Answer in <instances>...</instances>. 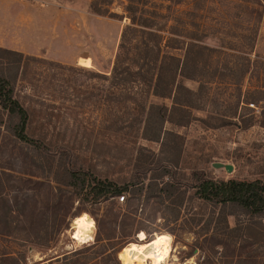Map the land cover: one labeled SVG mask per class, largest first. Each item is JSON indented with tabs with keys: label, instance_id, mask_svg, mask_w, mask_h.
<instances>
[{
	"label": "rangeland",
	"instance_id": "1",
	"mask_svg": "<svg viewBox=\"0 0 264 264\" xmlns=\"http://www.w3.org/2000/svg\"><path fill=\"white\" fill-rule=\"evenodd\" d=\"M89 1L0 0L4 10L0 44L41 60L3 61L0 69L13 77L15 97L33 109L36 132L51 140L40 149L0 125V264H155L152 251L145 261L136 262L129 248L144 236L149 240L163 234L168 240L158 264H264V244L224 238L215 227L218 207L194 197L191 187L177 208L144 191L119 194L125 196L123 202L110 196L95 203L54 181L49 166L61 149L85 166L113 171L109 175L113 178L133 174V159L127 165V157H110L121 144L125 151L120 156L135 157L134 139L160 155L159 142L104 127L115 116H126L127 108L135 110L133 102L124 106L90 95L103 84L113 91L109 82L49 63L98 72L110 65L121 30L129 23L124 1L111 6L119 17L89 12ZM153 1L174 24L176 37L184 41L178 46L185 49L186 44L196 43L202 49L197 58L205 63L201 90L197 81L178 77L179 83L197 93L189 109L191 121L183 127L164 124V130L174 129L183 136L177 178L186 183L196 171L224 180L264 176L260 124L264 120V0ZM163 49L162 44L159 55ZM148 103L170 106L171 100L150 95ZM209 117L236 124L217 126ZM240 118H252V124L240 127ZM93 141L112 148L94 149ZM213 162L231 164L233 169L215 168ZM227 211L235 213L228 216L230 226L246 218L232 207ZM81 217L87 229L83 242L75 234Z\"/></svg>",
	"mask_w": 264,
	"mask_h": 264
},
{
	"label": "trees",
	"instance_id": "2",
	"mask_svg": "<svg viewBox=\"0 0 264 264\" xmlns=\"http://www.w3.org/2000/svg\"><path fill=\"white\" fill-rule=\"evenodd\" d=\"M120 1H124L123 11L129 23L121 30L114 58L109 66L98 72L54 61L49 63L57 69L82 73L90 79L96 78L98 82H109L113 91H107L103 84L90 95L95 96V99L121 102L124 106L133 102L135 110L133 112L127 108L126 116H115L106 121L104 127L115 133L159 142L160 155L137 144L134 139L132 144L136 145L135 157L120 156L125 151L124 144H121L117 146V154L113 153L110 157H127V165L133 159V174L129 177L119 174L113 178L109 176L113 171L103 172L94 164L85 166L77 156L61 149L49 166L54 181L95 203L110 196L118 197L123 192L137 195L144 191L148 196H158L177 208L183 205L191 187L194 197L218 207L214 218L215 227L224 238L231 241L242 240L249 244H264V176L250 180H224L212 179L203 171H196L186 183L176 176L182 167L183 136L174 129L164 130V124L183 127L191 121L189 109L193 107V98L197 93L179 83L178 77L197 81L198 90H201L205 63L197 55L202 53V49L196 43L186 44L185 49L178 46L183 40L176 37L174 24H169L168 16L155 8L158 2L153 0H90L88 9L97 15L119 17L117 12L111 11V6ZM164 7L166 9L168 6ZM162 44L164 49L159 55ZM172 51L179 53L174 54ZM24 58L41 61L36 56L0 47V64L3 61L6 64L12 61L20 63ZM1 70L0 125H4L16 138L37 148L48 146L47 143H51V140L47 139L46 134L41 136V132H36L33 109L23 106L15 97L13 77L5 76ZM70 79L69 81L78 82L76 78ZM150 95L168 98L171 105L148 103ZM209 118L216 121L217 126L236 124L234 120L226 118ZM207 123L211 124L209 121ZM251 124L252 118H240L238 125L248 127ZM260 124L264 127V120ZM91 147L112 148L97 141H93ZM228 207L238 210L246 218L237 219L235 225L230 226L228 216H235V213L227 211ZM90 224L95 228L94 221ZM218 225L220 228H217ZM142 235L144 236L143 233ZM147 241L144 236L138 243L130 246L129 253H135Z\"/></svg>",
	"mask_w": 264,
	"mask_h": 264
},
{
	"label": "bare ground",
	"instance_id": "3",
	"mask_svg": "<svg viewBox=\"0 0 264 264\" xmlns=\"http://www.w3.org/2000/svg\"><path fill=\"white\" fill-rule=\"evenodd\" d=\"M85 222H86L85 218L81 217L79 220V225L75 229L77 241L83 242L87 240V234H86L87 229L85 227L86 226ZM167 240H168V236L166 234H163L158 238L148 240L146 243H144L142 247H140L133 254V259L136 260V262H143L145 261L146 258L149 257L152 251V259L155 262V264H158L164 253V248L166 246Z\"/></svg>",
	"mask_w": 264,
	"mask_h": 264
},
{
	"label": "water",
	"instance_id": "4",
	"mask_svg": "<svg viewBox=\"0 0 264 264\" xmlns=\"http://www.w3.org/2000/svg\"><path fill=\"white\" fill-rule=\"evenodd\" d=\"M212 166L215 168H225L228 172H231L233 169V166L231 164H225L222 162H213Z\"/></svg>",
	"mask_w": 264,
	"mask_h": 264
},
{
	"label": "crops",
	"instance_id": "5",
	"mask_svg": "<svg viewBox=\"0 0 264 264\" xmlns=\"http://www.w3.org/2000/svg\"><path fill=\"white\" fill-rule=\"evenodd\" d=\"M3 12H4V10H3V8L1 7V4H0V14H3ZM0 47L8 48V47H5V46H3V45H1V44H0ZM9 49H12V50H15V51H18V52L23 53L22 50H20V49H16V48H14V47H11V48H9ZM28 55H29V54H28Z\"/></svg>",
	"mask_w": 264,
	"mask_h": 264
},
{
	"label": "built area",
	"instance_id": "6",
	"mask_svg": "<svg viewBox=\"0 0 264 264\" xmlns=\"http://www.w3.org/2000/svg\"><path fill=\"white\" fill-rule=\"evenodd\" d=\"M13 2H16V3H19V2H21L22 0H12ZM123 195H121V196H118V201H120V202H123L124 201V199H123Z\"/></svg>",
	"mask_w": 264,
	"mask_h": 264
}]
</instances>
